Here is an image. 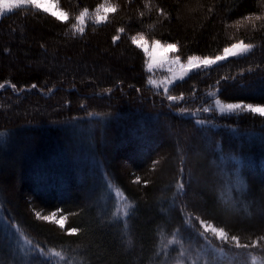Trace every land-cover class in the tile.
Wrapping results in <instances>:
<instances>
[{
  "label": "trees",
  "instance_id": "trees-1",
  "mask_svg": "<svg viewBox=\"0 0 264 264\" xmlns=\"http://www.w3.org/2000/svg\"><path fill=\"white\" fill-rule=\"evenodd\" d=\"M57 2L67 20L32 6L0 17V215L25 238L14 252L0 227V264H264V117L202 110L264 104V0ZM102 3L116 11L72 30ZM140 35L182 59L253 47L166 91L149 84ZM52 211L63 227L36 215ZM197 219L248 247L204 237Z\"/></svg>",
  "mask_w": 264,
  "mask_h": 264
},
{
  "label": "rangeland",
  "instance_id": "rangeland-1",
  "mask_svg": "<svg viewBox=\"0 0 264 264\" xmlns=\"http://www.w3.org/2000/svg\"><path fill=\"white\" fill-rule=\"evenodd\" d=\"M41 2L44 4L45 7H48L50 9V12H55L57 15H60L61 13L67 14V12L64 11V9L62 7L59 6L57 0H41ZM191 4L194 5V2ZM193 5H190V7H184V10H182V13L185 14V12H187L189 10V8H192ZM22 6H31V5H22ZM110 7H112V6L109 3H102L98 6H96L95 9H93V10L88 9V13L84 17L83 24H80L75 18L74 24L76 25V28L82 27L84 29V27L88 21L96 22L97 16L107 17V14L110 11H105V9L110 8ZM97 9H99V12L97 11ZM3 14H0V17ZM67 17H68V14H67ZM72 30L74 32H78V31H76L75 28H73V26H72ZM135 38L138 41L137 45H143V46H140L143 49V51H144L145 46L148 49L147 52L144 51L146 56H147L146 69L148 71V64L152 65V70L148 71V75H149V80H152L154 82V83H151V84L149 83V84L154 86L155 88H162L164 90H166L171 84H173L177 80L184 78L192 70L197 69V68H193L189 64L190 59L195 58L192 62L194 64H199L200 61L204 60L205 58L214 60L216 56H224L225 55L224 50H223V52L217 54L216 56L192 55L186 59H182L175 54V51H166L165 50L166 46L168 44H165V43H162L159 41L161 47L157 48L154 45V42L157 40L148 41V40L144 39V41H140L139 37H135ZM241 42L242 41H238V42L233 43L232 45L238 44ZM242 43L244 45H252V44L245 43V42H242ZM232 45H230L226 48H231ZM252 47H253V45H252ZM244 53H246V52L238 51L237 55H242ZM228 57H230V56H228ZM177 58H179V59H177ZM200 67H204V66L201 65ZM200 67H198V68H200ZM216 100H220L221 103H240V104H242L241 102H225V101H222L221 99L215 97L209 102V106H211L213 108V112H215L216 114H231V113H221L219 111V108L215 106ZM244 105H247V104H244ZM252 105L253 106H264V104H252ZM88 124H92V122H90ZM91 127H92V125L89 128H91ZM89 128H87V129L82 128V132L86 138H88L90 135L89 133L88 134L86 133V132H88L87 130ZM72 130H74V129H70L71 132H72ZM76 132H78L77 129H76ZM80 138H81V140H84L82 138V136ZM87 142H88V140L86 139V140L82 141L81 143L86 144ZM86 158H87L86 154H83L81 157V159H83V160H85ZM45 216H48L50 220L55 221L58 225H60V224L64 225V219H63L64 216L58 211H52V212L46 214ZM197 220L199 221V226H198L199 230H197V231L199 233H201L204 237H206V238L209 237V238L215 239L216 241L220 242L221 244H226V245L237 247L236 241H233L231 239V237L234 235H231V234L227 233L226 231H224L227 235V239L222 240L219 238L218 235H216L215 233H213L211 231L212 228L221 229L220 227H218L217 225H215L212 222H209L207 220H201V219H197ZM195 225H197V222H195ZM0 227L2 228L3 232L8 237H11L12 245L14 247L13 248L14 252H17L18 248L24 249V245H25L24 236H22L17 229L12 227L11 224L8 223L6 218L4 216L2 217L1 215H0ZM5 234L3 235V237L5 236ZM22 262L23 263H20V264H26L25 258H22Z\"/></svg>",
  "mask_w": 264,
  "mask_h": 264
},
{
  "label": "snow or ice",
  "instance_id": "snow-or-ice-1",
  "mask_svg": "<svg viewBox=\"0 0 264 264\" xmlns=\"http://www.w3.org/2000/svg\"><path fill=\"white\" fill-rule=\"evenodd\" d=\"M22 5H31L32 7H34L37 10H41V11H43L45 13H49V14L55 16L58 20L64 21V20L68 19L66 13H61L60 15H57L55 12H50V9L48 7H45L44 4L41 2V0H0V14L6 13V12H10V11H12L15 8L21 7ZM97 11L99 12V9H97ZM105 11L115 12L116 8L113 6V7L105 9ZM87 13H88V9L85 8L79 14V16L76 17V20L80 24H83L84 17L87 15ZM104 19H106V17L97 16L96 23H100ZM73 28H75L76 31H78L80 33H83V31H84V29L82 27L76 28L75 24L73 25ZM119 31L120 32H124V29L121 28V29H119ZM115 39H118V37H114V40ZM139 39H140V41H144V36L140 35ZM132 43L133 44H138V41H137V39L135 37L132 38ZM154 45L157 48L161 47L159 41H155ZM138 46H143V45H138ZM251 48H252V45H244L241 42V43L232 45L231 48H225L224 49V53H225L224 56H216L214 60L205 58L204 60L200 61L199 64H194L192 61L195 58H192V59L189 60V64L193 68H198L201 65H203L204 67H209V66H211L213 64H216L218 61L225 60L228 56H236L238 54V51L247 52ZM165 50L166 51H175L176 50V45L175 44H168L166 46ZM144 51L145 52L148 51L146 46L144 47ZM177 59H179V58H177ZM151 70H152V65L148 64V71H151ZM149 83L151 84V83H154V82L152 80H149ZM0 87H3V86L0 85ZM33 87H35V85H33ZM168 99L170 101H175L177 99V97L169 95ZM215 106L219 108V111L221 113H238L239 111H248V112H251V113H257L261 117H264V106H253L252 104L244 105V104H240V103H221L220 100H216L215 101ZM202 110H203V112H209V111H213V108L210 106V107H205ZM201 123H202V121H201ZM183 187H184V185H183V183H181L180 186H179V191H182ZM36 215H37L38 218H41L43 220H49L48 216L41 217L39 212H37ZM61 227H63V225H61ZM211 231L213 233H215L216 235H218L220 239H222V240H226L227 239V235H226V233L224 232V230L222 228L221 229L212 228ZM68 232H69V234H75L77 232V229L76 228H70L68 230ZM231 239L233 241H236L237 247H245V248L248 247V245H246V244L245 245H241L239 243L238 237H236V236H232ZM261 239L264 240V237H261ZM169 243H171V242H169ZM54 255L56 257H60L61 254H60V252H55Z\"/></svg>",
  "mask_w": 264,
  "mask_h": 264
}]
</instances>
